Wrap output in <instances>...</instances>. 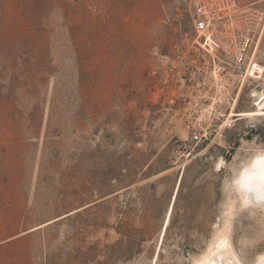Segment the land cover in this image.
<instances>
[{
  "label": "rangeland",
  "instance_id": "374dc122",
  "mask_svg": "<svg viewBox=\"0 0 264 264\" xmlns=\"http://www.w3.org/2000/svg\"><path fill=\"white\" fill-rule=\"evenodd\" d=\"M192 35L191 0H0V264H194L223 238L247 263L264 253V210L237 185L264 115L183 150L171 99L210 71ZM252 89L264 76L234 111Z\"/></svg>",
  "mask_w": 264,
  "mask_h": 264
},
{
  "label": "built area",
  "instance_id": "2783aa9c",
  "mask_svg": "<svg viewBox=\"0 0 264 264\" xmlns=\"http://www.w3.org/2000/svg\"><path fill=\"white\" fill-rule=\"evenodd\" d=\"M191 45L208 57V75H201L177 99L189 142L188 155L216 139L225 138L239 115L231 114L241 79L257 78L254 55L264 29L263 13L240 7L236 0H191ZM218 77V83L214 77ZM234 111V110H233ZM236 112V111H234Z\"/></svg>",
  "mask_w": 264,
  "mask_h": 264
},
{
  "label": "bare ground",
  "instance_id": "6f19581e",
  "mask_svg": "<svg viewBox=\"0 0 264 264\" xmlns=\"http://www.w3.org/2000/svg\"><path fill=\"white\" fill-rule=\"evenodd\" d=\"M257 75V79L261 80L264 76V67L256 64L254 68ZM214 82L218 83V77H214ZM248 75H244L241 79L240 88L238 94L233 102V110L235 108L237 99L239 97L240 89ZM252 96H255V101L252 103V108L243 110L240 112H234L232 110L231 114L239 115L240 119H251L256 116L264 115V89L258 91L252 89ZM181 136L185 137L186 132L181 130ZM223 161H219L216 165L217 168L222 166ZM180 182L177 183L172 192V197L169 201L167 209L165 211L162 227H161V239L166 232L172 218V212L174 209L178 188ZM238 189L240 191L241 201L245 207H256L264 210V154L260 153L243 169L239 178L237 179ZM227 228V227H226ZM226 231V230H225ZM224 231V232H225ZM223 232V233H224ZM228 234V233H227ZM222 235L220 231V236ZM224 236V235H222ZM227 236V235H225ZM224 236V237H225ZM229 237V236H227ZM220 237H217V239ZM230 241L226 238L220 239L212 244L209 251L203 257L197 260L194 264H264V253H260L257 258L247 263L240 257H238L230 245Z\"/></svg>",
  "mask_w": 264,
  "mask_h": 264
}]
</instances>
